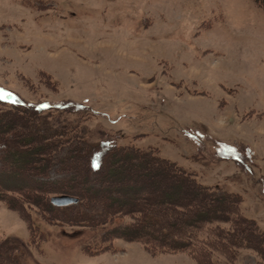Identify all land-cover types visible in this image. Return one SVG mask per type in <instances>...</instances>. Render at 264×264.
<instances>
[{"label": "rangeland", "instance_id": "374dc122", "mask_svg": "<svg viewBox=\"0 0 264 264\" xmlns=\"http://www.w3.org/2000/svg\"><path fill=\"white\" fill-rule=\"evenodd\" d=\"M0 97L2 108L38 111L74 146L157 148L200 183L239 195L240 211L264 231V10L253 0H0ZM115 170L107 185L128 171L153 207L200 198L158 166ZM95 178L83 183L94 196ZM141 191L126 188V204ZM204 204L216 213L229 203ZM16 207L0 202V243L17 247L19 264H197L132 241L84 251L127 216L94 230L49 223L30 201ZM215 256L216 264H264L250 249Z\"/></svg>", "mask_w": 264, "mask_h": 264}, {"label": "trees", "instance_id": "16d2710c", "mask_svg": "<svg viewBox=\"0 0 264 264\" xmlns=\"http://www.w3.org/2000/svg\"><path fill=\"white\" fill-rule=\"evenodd\" d=\"M253 2L264 10V0ZM5 103L0 99V121L4 120L0 128V175L14 179L28 175L32 180L26 185L7 184L0 176V202L7 207L30 201L49 223L94 230L113 224L118 217H128L127 222L103 230L92 248L84 246L88 255L112 251L114 242L122 240L140 243L151 254L183 253L197 264H216V254L233 260L240 249H250L264 258V231L240 211L239 195L200 183L192 173L161 156L157 148L142 150L107 141L90 147L74 146L71 137L62 140L66 134L63 130L42 125L38 111L2 108ZM76 137L78 143L83 141ZM109 160L112 166L106 165ZM122 162L132 168L158 166L194 189L200 198L194 203L172 200L153 207V196L144 190L142 178L131 177L125 171L122 176L128 179H121L116 185L104 182V177L110 172L115 174V168ZM52 172L56 177L50 178ZM91 176L103 179L95 178L91 183L95 196L83 185ZM135 185L142 187L141 194L133 203L126 204L122 193ZM103 189L106 192L102 193ZM55 195H72L78 202L54 206L50 198ZM220 200L229 204L216 213L208 211L204 204ZM29 227L33 245L37 235L32 220ZM16 249L15 245L2 241L0 264H19Z\"/></svg>", "mask_w": 264, "mask_h": 264}, {"label": "water", "instance_id": "95a60500", "mask_svg": "<svg viewBox=\"0 0 264 264\" xmlns=\"http://www.w3.org/2000/svg\"><path fill=\"white\" fill-rule=\"evenodd\" d=\"M54 206H67L78 202V198L72 195H55L50 198Z\"/></svg>", "mask_w": 264, "mask_h": 264}, {"label": "snow or ice", "instance_id": "6c2138e0", "mask_svg": "<svg viewBox=\"0 0 264 264\" xmlns=\"http://www.w3.org/2000/svg\"><path fill=\"white\" fill-rule=\"evenodd\" d=\"M0 98H2V97H0Z\"/></svg>", "mask_w": 264, "mask_h": 264}]
</instances>
